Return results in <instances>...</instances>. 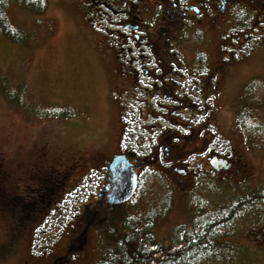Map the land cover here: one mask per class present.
Masks as SVG:
<instances>
[{
	"label": "rangeland",
	"instance_id": "rangeland-1",
	"mask_svg": "<svg viewBox=\"0 0 264 264\" xmlns=\"http://www.w3.org/2000/svg\"><path fill=\"white\" fill-rule=\"evenodd\" d=\"M47 3L36 11L9 1L8 22L22 41L0 29V82L12 93L11 100L0 88V160L28 166L20 183L7 182L15 203L0 213V264H50L65 252L84 226V207L96 204L122 123L130 122L122 111L130 98L120 88L131 82L118 78L128 56L110 48L106 21L99 27L91 0ZM253 42L224 78L211 115L224 139L218 150L241 159L243 173L216 172L193 155L197 187L183 193L185 180L175 188L162 172L148 171L130 201L99 206L104 220L89 229L84 249L71 250L73 264H94L128 217L157 218L152 245L167 246L192 217L244 192L264 193V47ZM252 205L223 238L232 249L206 264H264V197Z\"/></svg>",
	"mask_w": 264,
	"mask_h": 264
},
{
	"label": "flooded vegetation",
	"instance_id": "flooded-vegetation-1",
	"mask_svg": "<svg viewBox=\"0 0 264 264\" xmlns=\"http://www.w3.org/2000/svg\"><path fill=\"white\" fill-rule=\"evenodd\" d=\"M91 3L99 27L101 21H106L104 31L110 48L119 47L128 56L119 80L131 82L128 88H120L130 98L122 110L130 122L122 123L117 139L120 148L111 155L109 163L116 154H124L135 166L139 183L145 173L157 169L175 188L179 180H185L180 185L183 193L197 187L196 172L189 160L193 155H203L216 172L243 173L241 159L218 150L224 139L211 115L214 96L243 56L240 52L249 45L252 49L256 45L253 40H261L259 45L264 47V0ZM5 163L9 162L0 160V213L13 209L15 203L7 182L20 183L28 170L27 165L17 161H10L14 164L9 166ZM109 163L106 182L100 187L104 194L111 190ZM241 172L236 175L239 177ZM14 199L17 200L15 196ZM105 204L109 203L99 196L96 204L84 207L82 230L50 264H73L71 250L84 249L88 244L87 232L101 225L104 217H100L99 206Z\"/></svg>",
	"mask_w": 264,
	"mask_h": 264
},
{
	"label": "trees",
	"instance_id": "trees-1",
	"mask_svg": "<svg viewBox=\"0 0 264 264\" xmlns=\"http://www.w3.org/2000/svg\"><path fill=\"white\" fill-rule=\"evenodd\" d=\"M9 1L36 11L45 10L48 3L47 0H0L2 35L10 40L22 41L23 37L8 22ZM5 85L6 81L2 80L0 88L10 98L12 93ZM263 194L259 191L244 192L217 211L192 217L188 224L177 227L174 241L167 246L161 243L152 245L157 218L128 217L123 222L122 233L114 239V246L106 248L94 264H206L232 249L223 238L233 234L234 223L251 212L253 200L263 198Z\"/></svg>",
	"mask_w": 264,
	"mask_h": 264
},
{
	"label": "water",
	"instance_id": "water-1",
	"mask_svg": "<svg viewBox=\"0 0 264 264\" xmlns=\"http://www.w3.org/2000/svg\"><path fill=\"white\" fill-rule=\"evenodd\" d=\"M213 161L215 166L216 161ZM134 167L126 155L116 154L114 156L109 164L111 190L106 196L102 191L99 192L105 201L111 204H123L133 197L138 186V175Z\"/></svg>",
	"mask_w": 264,
	"mask_h": 264
}]
</instances>
